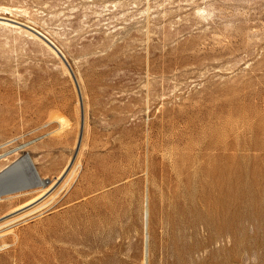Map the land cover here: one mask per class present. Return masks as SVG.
I'll list each match as a JSON object with an SVG mask.
<instances>
[{"label":"rangeland","instance_id":"374dc122","mask_svg":"<svg viewBox=\"0 0 264 264\" xmlns=\"http://www.w3.org/2000/svg\"><path fill=\"white\" fill-rule=\"evenodd\" d=\"M0 17V264H264V0Z\"/></svg>","mask_w":264,"mask_h":264},{"label":"bare ground","instance_id":"6f19581e","mask_svg":"<svg viewBox=\"0 0 264 264\" xmlns=\"http://www.w3.org/2000/svg\"><path fill=\"white\" fill-rule=\"evenodd\" d=\"M9 8V7H8ZM25 11V10H24ZM9 18H5V17H0V23L4 24V25H11V23H9ZM14 24V23H13ZM17 26V25H15ZM4 27V26H3ZM7 27V26H6ZM9 28V27H8ZM14 29V28H13ZM17 31H19L18 29H16ZM20 32V31H19ZM25 33V32H24ZM22 34V33H21ZM32 34V33H31ZM30 34V35H31ZM62 51V50H61ZM59 54V53H58ZM64 54V53H63ZM60 122L61 124H65L66 123V119L63 116H59ZM3 155V154H2ZM2 162V160L0 161ZM4 164V163H2ZM1 165V164H0ZM5 165V164H4ZM3 167V166H2ZM1 168V167H0ZM4 168V167H3ZM6 168V167H5ZM2 169V168H1ZM9 197V196H8ZM4 198V197H1ZM3 200V199H2ZM30 202H27L26 204H28ZM26 213L19 215L17 217L14 218H10L8 220H5L3 222L0 223V226L3 224H6L12 220H15L18 217H21L23 215H25ZM149 218H150V212H149V202H148V197H146L145 200V209H144V228H145V234H144V253H145V262L147 264V256H148V252H149V240H150V234H149Z\"/></svg>","mask_w":264,"mask_h":264},{"label":"water","instance_id":"95a60500","mask_svg":"<svg viewBox=\"0 0 264 264\" xmlns=\"http://www.w3.org/2000/svg\"><path fill=\"white\" fill-rule=\"evenodd\" d=\"M55 48H56V47H55ZM56 49H57V48H56ZM57 51H58L59 55L61 56V58L63 59V61L66 62V63L68 64V61H67L66 57L61 53V51L58 50V49H57ZM72 74H73V72H72ZM73 76L75 77L74 74H73ZM82 125H83V121H82Z\"/></svg>","mask_w":264,"mask_h":264}]
</instances>
